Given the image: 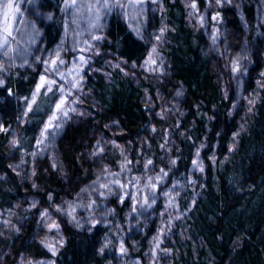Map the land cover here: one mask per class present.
<instances>
[{
  "label": "trees",
  "instance_id": "1",
  "mask_svg": "<svg viewBox=\"0 0 264 264\" xmlns=\"http://www.w3.org/2000/svg\"><path fill=\"white\" fill-rule=\"evenodd\" d=\"M28 2L31 9L34 6L35 9H32L33 18L28 21L24 42L32 46L35 41V49H57L63 41L65 0ZM162 2L163 12L150 19L154 23L150 24L149 33L154 36L161 24L166 26L164 54L169 66L165 82L139 83L121 69L110 67L107 74L90 76V99L86 104L101 120L119 123L124 132L121 139L136 148L139 140L148 139L152 125L145 89L155 94L157 86L166 98L180 91L183 116H174L167 123L168 128L176 126V164L170 176L185 181L195 153L203 144L207 169L197 186L181 199L184 210L191 205L187 216L175 224L172 240L165 245L164 249L170 250L168 257L165 256L168 264H264V87L258 92L251 114H247L244 105L239 107L237 114L233 115L232 110L238 92L236 82L242 79V71H246L248 90L256 92L255 77L263 69L264 27L259 30L258 18L257 36L253 24V35L248 39L251 42L255 35L250 62L243 64L237 73L233 68L243 54L242 17L245 15L254 23L258 2L241 0V15L230 8L214 11L216 20L225 23L228 30L223 41L214 46L206 31L195 30L190 25L181 0ZM102 22L106 26L105 54L135 72L150 50L149 40L137 36L120 16L106 17ZM79 41L80 37L71 40L74 45ZM26 65L12 69L0 87V121L3 124L0 130V213H12L26 196H38L45 205L49 194L58 203L66 200L60 211L77 220L73 224L61 223L64 243L54 255L56 264H109L113 257L109 250L103 249L107 229L102 222L94 224V220L103 214L101 205L105 199L118 195L120 189L109 183L105 174L90 180L93 175L90 170L100 162L92 161L85 150L92 135L93 121L86 120L78 126L70 124L63 132L58 146L66 175L53 172L46 161L38 165L36 178H24L18 171L17 156L20 152H31L55 98L54 91L40 95L26 123L19 128L16 143H12V129L23 116L38 77V70L30 73ZM152 144L158 151V141ZM213 149L215 163L210 159ZM34 186L41 189L37 191ZM22 204V215L16 213V219L30 215L26 211L28 203ZM118 205L113 204L123 213ZM155 230L156 224H153L145 236H138L136 240L146 242ZM36 238L33 220L16 224L11 233L0 238V264H17L22 256L34 261L52 259L48 247L37 243Z\"/></svg>",
  "mask_w": 264,
  "mask_h": 264
},
{
  "label": "rangeland",
  "instance_id": "2",
  "mask_svg": "<svg viewBox=\"0 0 264 264\" xmlns=\"http://www.w3.org/2000/svg\"><path fill=\"white\" fill-rule=\"evenodd\" d=\"M28 1L12 0L14 8L9 12L7 21L0 13V87L16 66L27 64L30 73L38 70L37 82L28 98L23 116L19 122L17 121L15 129H12V143H16L19 128L26 123L40 95L54 91L55 98L31 152H20L17 156L20 163L18 171L22 172L24 178H36L38 165L46 161L53 172L61 176L66 175V168L60 160L59 140L70 124L78 126L86 120H92L94 127L91 128L92 135L85 150L92 161L100 162L94 170H90L93 174L90 180L99 179V175L105 174L109 183L117 185L120 189L118 195L113 194L105 199V203L101 205L103 209L100 208L103 214L94 220V224L102 222L103 227L107 229L103 249L109 250L113 257V262L109 264H168L166 257L170 250L164 249L165 245L172 240L175 224L187 216L191 205L189 202V207L184 210L181 199L190 192V189L197 186L207 169L204 157L206 146L203 144L195 153L193 166L185 181L174 180L170 176L176 164L174 158L176 126L174 129L171 126L168 128L167 123L171 122L174 116L180 118L183 116L180 108L182 93L176 91L171 98H166L164 92L157 86L155 94H152L150 89H145L152 125L148 139L139 140L136 148L121 139L124 132L119 123L101 120L86 104L90 99L88 90L90 76L95 73L107 74L110 67L121 69L125 75L138 79L139 83L165 82L169 66L164 54L166 26L161 24L154 36L149 33L150 24L154 23L153 20L150 22V19L159 17L163 12L162 0H65L62 6L63 41L53 51L39 47L35 49L37 46L35 41L32 46L24 42L28 21L33 18L32 9H35V6L31 9ZM181 1L187 11L190 25L195 30L206 31L212 46L223 41L228 31L225 23L216 20L213 12L230 8L241 15V0ZM254 1L258 2L254 23L247 20L245 15L242 17L243 54L237 59L238 64L233 66L236 73L243 64L247 65L250 62L251 43L255 35L257 36V18L262 24L258 25L259 30L264 27V0ZM112 16H120L137 36L149 40L150 50L135 72L125 64L111 60L112 58L105 54L106 26L102 21L105 22L106 17ZM5 23L9 26L10 36L4 31ZM253 24L256 32L249 42V37L253 35ZM77 37H80V41L74 45L71 40ZM242 72V79L236 82L238 92L232 105L233 115L237 114L240 111L239 107L243 105L248 110L247 114H251L258 92L264 87V64L263 69L255 77L256 95L254 94L256 92L248 90L246 71ZM232 83L234 84V81ZM0 130H3L1 121ZM157 141L158 151H155L152 143ZM234 148L232 146L231 150ZM210 159L213 163L216 162L214 149ZM34 189L38 191L41 187L34 186ZM192 200L190 198L191 202ZM24 201L28 203L26 211L28 210L30 215L19 216L16 219L15 214H21L20 209ZM62 202L64 204L66 200ZM62 202L58 203L51 194L48 195L47 205L42 203L38 196H26L25 199L21 198L12 213L6 215L0 213V238L11 233L16 224L33 220L37 229L36 242L46 245L53 257L34 261L22 256L17 264H56L54 255L64 243L61 223L68 221L73 224L76 219L74 216L62 214L60 211ZM114 203L119 204L118 208H122L123 213H119V209L113 206ZM153 224H156V230L149 239L146 242L143 240L144 243L142 239L137 241L136 237L145 236Z\"/></svg>",
  "mask_w": 264,
  "mask_h": 264
},
{
  "label": "snow or ice",
  "instance_id": "3",
  "mask_svg": "<svg viewBox=\"0 0 264 264\" xmlns=\"http://www.w3.org/2000/svg\"><path fill=\"white\" fill-rule=\"evenodd\" d=\"M14 5L12 3V0H0V13L3 14V18L5 21L8 20L9 12L13 10ZM9 26L7 23L4 24V31L7 33V35H11V32L8 30ZM5 44L7 43V40L4 41ZM150 163V162H149Z\"/></svg>",
  "mask_w": 264,
  "mask_h": 264
}]
</instances>
